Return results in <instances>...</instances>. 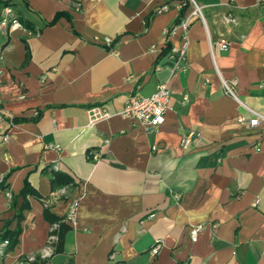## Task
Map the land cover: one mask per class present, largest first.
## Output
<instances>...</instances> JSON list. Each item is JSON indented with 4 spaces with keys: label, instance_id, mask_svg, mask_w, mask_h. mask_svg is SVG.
<instances>
[{
    "label": "crops",
    "instance_id": "0c3cea01",
    "mask_svg": "<svg viewBox=\"0 0 264 264\" xmlns=\"http://www.w3.org/2000/svg\"><path fill=\"white\" fill-rule=\"evenodd\" d=\"M195 1L206 25L190 16L183 31L184 0H0V13L11 5L26 25L0 31V110L17 120L0 123V234L28 203L0 264H264V122L238 121L264 113V1ZM221 12L239 23L216 24ZM221 33L230 44L211 53ZM183 40L184 54L170 57L168 45ZM219 75L236 80V99ZM160 83L170 97L156 130L122 115L129 94L149 96ZM93 106L108 116L90 123ZM191 129L198 137L182 149ZM55 171L71 179L65 194ZM25 184L37 195L24 197ZM75 196V223H64L55 253L29 261L46 241V208L63 218ZM195 224L205 227L191 241Z\"/></svg>",
    "mask_w": 264,
    "mask_h": 264
},
{
    "label": "built area",
    "instance_id": "2783aa9c",
    "mask_svg": "<svg viewBox=\"0 0 264 264\" xmlns=\"http://www.w3.org/2000/svg\"><path fill=\"white\" fill-rule=\"evenodd\" d=\"M264 1V0H262ZM73 6L77 9L82 8V2L81 1H75L72 3ZM188 4L191 8L189 16L183 17L180 22L177 24L183 31H185L189 25V17L190 16H196L198 17L205 25V18L202 13L201 6L195 1V0H188ZM166 6H161L160 9H165ZM213 21L216 24H222L224 26H227L230 28L231 26H235L239 23V18L237 15L231 13V12H221L219 14H216ZM175 25L171 27H167L163 30V37L164 42L166 43L169 40L170 35H172L175 31ZM18 29H25V26L23 25L22 21L20 20L19 15L15 11V9L11 5H4L2 7V11L0 13V31L4 34H8L11 31L18 30ZM245 37L244 34L239 35V39L242 40ZM105 42L107 45L111 43L110 38H105ZM210 51L213 53V46L216 45L220 49H226L229 44L230 40L226 39L223 36V33L220 34L216 44L209 38L208 40ZM184 48H185V40L182 41V44L180 47L178 46H171L169 47V56H182L184 54ZM220 82L221 86L224 90V92L235 99V87H236V80L232 79L230 81H226L223 79L220 75ZM259 87H264V80L258 83ZM170 97V91L167 87L166 83H160L158 84L155 92H153L149 96H141L138 93L134 92L129 94L126 97V100L124 102V106L122 109V115L126 116L128 118L133 119L136 123L140 124L144 127L145 130L153 131L158 128V126L164 121L165 113L168 107V100ZM186 98V97H185ZM238 100V99H237ZM249 111L252 113L250 118H246L243 115L238 116V121L242 123L248 124L250 127L257 126L260 123L264 122V113L254 111L249 109ZM90 123H92L95 119L100 117H106L108 116V111L101 106H93L90 108ZM3 122H12V118L7 116L0 110V123ZM198 137V133L191 129L186 134H184L180 139V146L182 149H187L188 146L194 141L193 139H196ZM4 140L9 139L8 134L3 135ZM108 140H105L107 142ZM54 147H58L55 145ZM98 154L97 152H93L92 158L97 159ZM54 170H57L58 168L55 166L53 168ZM4 175H0V181L3 180ZM57 195L59 194H65L66 193V186H61L57 188L56 190ZM9 199H11L10 192H6ZM78 196L73 197L71 199V204L69 207L68 212L63 218H60L59 220L53 221L50 223L48 234L46 237L45 244L42 246V248L38 251L37 255H30L28 256L29 261H34L37 258L40 259H46L51 257L55 251H56V244L58 242V231L60 228L61 223L65 224H74L75 223V209L78 202ZM205 227L204 224H195L192 225L189 230V238L191 241H195L197 239L198 233ZM211 228H216V224H212ZM125 230V226H122L119 230V232L116 233L114 236V243L118 242V239L120 237V234ZM8 244L7 239H0V254L4 253V248ZM160 248V244L157 241L151 248L150 252L152 254H155L158 252ZM115 256V251H112L109 255V258L113 259Z\"/></svg>",
    "mask_w": 264,
    "mask_h": 264
},
{
    "label": "trees",
    "instance_id": "16d2710c",
    "mask_svg": "<svg viewBox=\"0 0 264 264\" xmlns=\"http://www.w3.org/2000/svg\"><path fill=\"white\" fill-rule=\"evenodd\" d=\"M182 5H185V7H187L189 4H188V0H184L183 4ZM185 7H182L180 9V16L179 18L177 19V21L175 22V24L179 23L180 20L183 18L184 16V11H185ZM20 20L22 21L23 25L26 27L25 23L23 22V20L20 18ZM169 47V45H168ZM167 47V51L169 50V48ZM17 121L15 118H12V122H15ZM93 152H95L94 149H88L87 150V157L89 159H93L92 158V155H93ZM4 180H5V176L3 177V180L0 181V188L2 189H6V186L4 185ZM71 181V179L69 178L68 175H66L65 173L63 172H60V171H55L54 174H53V178H52V182L54 184V186H62V185H67L69 184ZM22 194L23 196L25 197L27 194H32V195H37L36 191L32 188V187H29L28 184H25L24 188H23V191H22ZM13 196H11V204L13 203ZM26 207H28V203L26 201V199L24 198L22 200V202L19 204L18 208L16 209V214L14 216V219L16 221V226L14 227L13 230H10L8 229V227L6 226L4 231L0 234V239H7L8 240V244L6 245V247L4 248V251L5 249H7L8 247H12L13 245H15L18 241V235L20 233V221L22 219V215H21V211L23 209H25ZM45 216L46 218L50 221V222H53V221H56V220H59V218L57 217H54L52 216L48 209L46 208V213H45ZM64 227V224L61 223L60 224V228H59V231H58V235H59V239H58V242H57V245H56V249L61 241V233H62V229Z\"/></svg>",
    "mask_w": 264,
    "mask_h": 264
}]
</instances>
